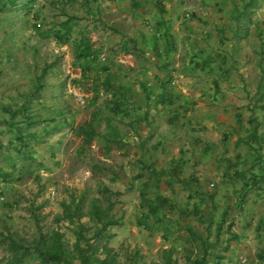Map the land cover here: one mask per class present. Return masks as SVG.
<instances>
[{
    "label": "rangeland",
    "instance_id": "374dc122",
    "mask_svg": "<svg viewBox=\"0 0 264 264\" xmlns=\"http://www.w3.org/2000/svg\"><path fill=\"white\" fill-rule=\"evenodd\" d=\"M4 1L0 0V141L5 147L0 166L8 169L7 154L14 153L7 148L14 139L7 122L24 116L11 117L14 111L24 106L36 122L24 130L32 135L33 152L17 163L26 167L10 181L0 180V264L12 259L8 235L29 243L37 236L33 211L50 221L62 213L61 203L71 194L84 196L86 211L96 199L103 207L114 203L112 213L121 219L109 230L116 264H197L203 257L216 264H264V188H246L228 162L232 156L247 159L251 153L248 146L236 143L248 133L252 117L264 134V0H253L251 13L260 10L259 14L232 18L245 38L248 25H257L261 32L240 47L234 42L228 62L239 67L229 80L215 84L217 91L224 88L229 94L217 105L209 99L214 107H238L232 115L215 113L227 125L222 129L230 134L226 142L220 129L199 126L206 116V100L184 109L187 99L196 100V91L185 95L189 74L178 61H168L163 70L156 64L164 78L156 74L154 84L148 74L141 75L142 70L113 52V39L130 29L117 21L113 25L114 16L104 10L117 1L18 0L3 9ZM248 1L243 0V6ZM106 38L110 42L103 46ZM83 40L95 45L94 58L78 56L77 44ZM107 79L122 98L126 92L128 98L120 101L125 114L111 110L113 93L104 86ZM156 90H171L175 97L162 102ZM159 104L167 111L161 109V115L149 122L151 106ZM87 122L97 133L91 144L76 132ZM152 163L160 175L157 182L151 179ZM106 188L118 195L107 200ZM142 191L151 201L165 197L170 209L160 218L146 215ZM83 221L92 234L93 222L88 217ZM63 225L73 243L75 236L65 228L67 223ZM24 264L40 261L32 255Z\"/></svg>",
    "mask_w": 264,
    "mask_h": 264
},
{
    "label": "crops",
    "instance_id": "0c3cea01",
    "mask_svg": "<svg viewBox=\"0 0 264 264\" xmlns=\"http://www.w3.org/2000/svg\"><path fill=\"white\" fill-rule=\"evenodd\" d=\"M113 1H117V4L115 3L112 6L106 3L107 5L104 7L107 13L114 16L113 25L117 21L116 25L121 24L130 28L127 33L118 32L119 35H116V39H113L111 44L113 52L118 51L119 55L121 54L120 57H125L131 66H136L138 70H142L141 75L146 73L144 75L146 76L148 74V78L154 84L157 83L156 74L164 78L163 72H157L159 68L156 64L163 70V65L168 61H171V65L172 62L178 61L186 68L185 72L189 74L187 78L189 85L183 87L186 92L185 95H190L192 91H196V100L190 101L187 99L188 103L184 109L189 111L201 106L200 102L197 103L198 99L206 100V116L200 120H203V122L199 126L209 128L211 131L215 128L220 129L221 139L229 138L230 134L227 131L222 133V129L227 126L226 123L221 117L215 116V113L227 111L232 115L233 112L238 110V107L233 105L214 107L212 102L216 105L220 104V101L229 94V91L224 88L221 92L217 91L215 84H219L220 79L229 80L230 73L232 74L239 67V65H236L237 63L233 64L232 67V63L228 62L233 53L231 47L235 43H239L237 45L240 47V44L246 38L255 37L257 33L261 32L260 29H257V25L254 24L250 27L248 25L244 28V32L248 33L245 38L241 35V26L237 25L232 19L235 20L236 17L242 15L253 16L259 14L260 10L251 13L254 11L252 7L253 0H249V3L244 4V6L242 4L243 0H239L237 3H235V0ZM109 42L110 39L106 38L103 46L109 44ZM92 45L95 48L93 42ZM169 47H171V51L168 55L166 50ZM215 60L217 61L216 64L219 65L218 75L215 74V65L213 64ZM150 67L152 70H150ZM204 84L205 87H203ZM150 89L153 90V88ZM162 91L156 90L155 92L160 95L163 93ZM149 93L151 92L149 91ZM164 93L160 97L166 99L167 102L175 97L171 90H165ZM133 94L137 97L141 96V93L134 92ZM161 104L151 106L149 122L150 120L154 121L158 115H161V109L164 108ZM181 106L183 107V104ZM175 107L177 108L174 110V115L177 116L180 104L177 103ZM164 111H167V109ZM190 125L196 127V124ZM218 136V132H215L214 138H218ZM207 144V147L212 146V143Z\"/></svg>",
    "mask_w": 264,
    "mask_h": 264
},
{
    "label": "trees",
    "instance_id": "16d2710c",
    "mask_svg": "<svg viewBox=\"0 0 264 264\" xmlns=\"http://www.w3.org/2000/svg\"><path fill=\"white\" fill-rule=\"evenodd\" d=\"M17 1L5 0L2 7L5 9L9 3L14 6L17 4ZM27 1L31 2L33 0ZM77 51L79 57H93L95 49L90 41L83 40L77 44ZM170 51L171 47L166 50V53L168 54ZM88 65L92 66L91 63H88ZM84 72L87 73L88 68L85 67ZM104 86L113 93L110 103L112 105L111 110H121L123 108L121 100L128 98L126 92L122 93L124 97L122 98L120 92L112 88L113 86L110 84L109 79L104 82ZM162 92L160 96L165 94L164 91ZM162 98L160 99L162 102H167L166 99ZM28 110L24 106L21 110H15V113L11 117L16 118L18 114H23V118L20 121L7 122L14 134V139L9 142L7 148L12 149L14 151L12 154L15 155L7 154L8 169L0 166V180L2 181L7 182L13 179L17 171L26 167V164L18 167L17 162L31 158L32 156L33 138L31 137L32 135L25 134L24 130L36 122V116L30 115ZM121 112L125 114L127 111L122 109ZM147 114L145 112V116ZM175 117H178V115H175ZM259 124L256 118L252 117L248 126V133L243 137H239L236 143L237 147H240L242 144L248 146V149L251 151L247 156L248 158H242L241 155H237V157L232 156L228 159L231 169L234 168L235 177L242 180L246 188H254L256 190L264 188V134L259 131ZM76 132L79 136H83L86 144H91L97 135L91 122L80 125L76 129ZM227 139L225 137L224 141L226 142ZM4 147L5 145L0 141V155H3ZM150 166L152 170V174L150 173L151 179L155 178L157 182L160 178L159 172L154 168L153 163ZM141 194V207L147 209L146 215L160 218L170 209L169 201L165 197L158 195L154 201H151L145 191H142ZM111 195L117 196L118 193L106 188V199L110 200ZM61 207L62 213L55 215L50 221L47 215L33 211L37 236L29 243L25 239L14 237L12 234L8 235L6 240L4 239L8 250L12 253V259L9 264H24L25 258L32 255L36 256L40 264H116V257L112 254L113 248L109 246V241L112 237L109 230L111 227L119 225L121 219L112 213L114 203L110 201L107 207H103L101 200L96 199L91 202L88 211H86L84 208V196L80 197L71 194V199L63 200ZM85 217H88L89 222H93L94 224L93 233L90 235V229L87 227V223L83 221ZM64 223H67L65 228L75 236L73 243H71L69 235L62 229ZM191 233L195 234L192 231ZM196 263L216 264V261L211 262L203 257L201 260L199 259V262L196 261Z\"/></svg>",
    "mask_w": 264,
    "mask_h": 264
}]
</instances>
